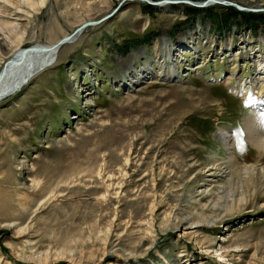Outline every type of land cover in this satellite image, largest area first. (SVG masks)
Wrapping results in <instances>:
<instances>
[{"label": "rangeland", "instance_id": "obj_1", "mask_svg": "<svg viewBox=\"0 0 264 264\" xmlns=\"http://www.w3.org/2000/svg\"><path fill=\"white\" fill-rule=\"evenodd\" d=\"M174 1L0 0V70L91 22L0 99V264H264V0Z\"/></svg>", "mask_w": 264, "mask_h": 264}, {"label": "bare ground", "instance_id": "obj_2", "mask_svg": "<svg viewBox=\"0 0 264 264\" xmlns=\"http://www.w3.org/2000/svg\"><path fill=\"white\" fill-rule=\"evenodd\" d=\"M142 1L148 2V0ZM168 4L170 3L161 2L152 5L161 7ZM16 20L20 21L19 19ZM90 24L91 22L81 26V28L78 29L77 33L73 37L59 40L53 44H36L27 49H19L16 53H14L13 56L11 54V58L8 60L7 64L4 66V68H2V70H0V99L13 94L24 84H26L32 77L38 75L47 67H51V65H53L57 61L61 47L65 44L75 41L78 34ZM167 48L168 47L164 42L162 51L160 53V58L156 60V65H159L160 63L165 61V59H168L166 55L168 51ZM161 58L163 59L162 61ZM175 76V73H173V71L170 69V71H168L167 78H174ZM261 76L263 75L261 74L257 80L253 81V83L260 81L263 82V77ZM139 78H141L139 74H136L132 78V81L133 79H135L136 82ZM263 91L264 87L258 88L257 96H260ZM262 102L263 105L252 111V114L243 122L246 139L252 146H254V148H256V152L259 154V156H262L264 154V96L262 97ZM220 134V140L222 139V141H226L225 139L227 135L225 134V132L221 130ZM230 154H232V152ZM230 160L231 165H234V157H232V155ZM222 165L223 163L217 166H209L208 168L210 169L208 170V172L211 170L220 172L222 170ZM217 175L218 173L212 171L209 176L216 177Z\"/></svg>", "mask_w": 264, "mask_h": 264}, {"label": "water", "instance_id": "obj_3", "mask_svg": "<svg viewBox=\"0 0 264 264\" xmlns=\"http://www.w3.org/2000/svg\"><path fill=\"white\" fill-rule=\"evenodd\" d=\"M148 2L150 3V4H156L155 2H151V1H149L148 0ZM175 1L174 0H169L168 1V3H174ZM209 2H211V3H213V2H217V3H220V4H223V5H231V6H234L235 8H237V9H241V10H246L245 8H243V7H240V6H238L237 4H235V3H232V2H225V1H220V0H207V1H199V2H197V1H195V2H193V4L195 5V6H198V7H203V6H205V5H207ZM250 11H256V10H258V9H249Z\"/></svg>", "mask_w": 264, "mask_h": 264}]
</instances>
